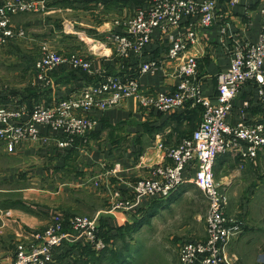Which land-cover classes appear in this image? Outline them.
Returning a JSON list of instances; mask_svg holds the SVG:
<instances>
[{
    "label": "crops",
    "instance_id": "1",
    "mask_svg": "<svg viewBox=\"0 0 264 264\" xmlns=\"http://www.w3.org/2000/svg\"><path fill=\"white\" fill-rule=\"evenodd\" d=\"M145 2L47 0L44 12L13 16V26L25 29L29 37L0 46V107L25 106L22 119L27 120L36 105L52 106L77 95L95 84L100 73H125L137 69L141 61L150 60L161 61L162 69L144 74L140 78L141 88L153 94L176 90L179 63L166 58L168 43L160 32L154 34L140 61L136 57L122 60L115 55L110 36L119 28L114 21L132 17ZM218 2L226 18L212 27L198 28L197 41L187 51V55L198 60L202 95L212 102L217 98L218 74L230 67L232 47L245 40L257 42L263 22L264 0H238L235 5L232 0ZM223 25L227 27L225 34L221 32ZM186 32L183 29L181 35ZM72 36L87 40L86 48L91 53L81 55L92 61L95 72L76 71L64 64L48 72L50 84L44 85L36 69L40 43L60 37L72 40ZM55 50L62 54L71 52L67 47L55 46ZM203 112L204 108L193 102L160 112L142 107L137 97H130L118 107L85 114L96 122L87 141L78 138L73 145L62 147L56 141L63 139L61 131L45 125L38 128L42 135L54 139L49 143L25 142L9 151L8 143L0 140V264H12L17 243L30 242L29 231L45 229L57 213L97 218L112 236L108 248L101 252L82 240L70 239L57 250L51 264H104V253L119 235L135 228V222L148 211L165 217L176 208V204L168 205L177 201L178 192L195 184L188 181L168 199L144 198L130 210L115 206L131 195L139 180L150 176L153 166L169 162L166 151L193 133ZM227 122L232 126L264 123V104L255 85L241 87ZM214 172L228 198L227 214L245 220L254 218L229 244L228 253L236 264H258L264 259V203L258 199L248 205L242 202V196L254 193L264 197V151L253 161L240 158L236 152L222 154L216 160ZM192 176L185 174L186 178ZM162 207L168 209L161 210ZM202 233L204 238L205 227Z\"/></svg>",
    "mask_w": 264,
    "mask_h": 264
},
{
    "label": "built area",
    "instance_id": "2",
    "mask_svg": "<svg viewBox=\"0 0 264 264\" xmlns=\"http://www.w3.org/2000/svg\"><path fill=\"white\" fill-rule=\"evenodd\" d=\"M238 0H232V5ZM47 0H5L0 6V46L17 38H28L25 29L13 26V16L26 12H44ZM259 40L255 43H235L230 51V67L218 74L216 102L202 95V80L196 57L187 55L198 38V28H209L226 18L218 0H146L129 18L116 20L120 30L111 40L118 50V58L139 61L158 31L168 43L166 58L178 61L176 76L179 84L172 92L150 93L140 85V78L162 69L158 60L141 61L135 70L120 74L100 73L98 81L85 87L74 97L55 105H36L27 120H23L26 107L17 109L0 107V140L8 143L9 151L25 142H45L49 137L40 133L38 126L45 125L61 131L68 139L60 146L73 145L76 137L87 141L96 124L85 116L75 117L74 112L85 114L94 109L106 110L120 106L124 100L137 97L140 105L160 112H169L193 102L204 108L203 118L193 133L166 151L168 163L153 166L150 176L138 181L131 195L118 201L116 207L130 210L144 198L167 199L185 183L192 181L209 199L205 220L206 239L184 242L180 247V264H234L228 255V246L247 228L243 217L226 212L228 198L215 177L217 158L236 152L244 160L253 161L264 151V123L232 126L227 117L233 101L243 85L257 87L264 104V3ZM185 29V35L181 31ZM223 25L221 32L226 33ZM67 64L78 71L94 73L92 61L62 55L47 44L41 46L36 62L38 79L50 84L48 72ZM194 172V174H193ZM193 175L185 177V174ZM31 247L19 246L12 264H51L57 250L71 240H82L96 252L108 248L105 228L97 218L73 217L57 213L47 229L34 237Z\"/></svg>",
    "mask_w": 264,
    "mask_h": 264
},
{
    "label": "rangeland",
    "instance_id": "3",
    "mask_svg": "<svg viewBox=\"0 0 264 264\" xmlns=\"http://www.w3.org/2000/svg\"><path fill=\"white\" fill-rule=\"evenodd\" d=\"M93 7L94 5L90 8ZM95 14L97 13L95 12ZM95 17L96 16H94V19ZM85 20L86 19H84V22H87ZM116 20L114 21V23L116 22ZM114 33H116V31H113L112 34ZM85 37L86 36H83L82 38L85 39ZM53 40L54 39H51L50 40L51 42L42 41L40 43V47L38 48L40 49L43 44H47L53 49H55V46L67 47V49L71 52L67 54L61 53L62 55H68V57L69 55L76 57L78 56L81 59L91 61L89 58H86L83 55H81L82 53L83 54L91 53L87 51L86 47H88V42H86L87 41L86 39L85 41V40H81V37L79 38L77 36H72V40H64L62 37L58 38L55 41ZM113 45L115 47L114 43ZM80 47L83 48L85 47V48L82 49ZM21 49L33 51V49H26L25 47H21ZM114 51H115V55L119 56L118 50L115 49ZM57 52L60 54L59 51ZM74 114L75 117L77 118L85 116V113L82 111H76L74 112ZM78 138L80 139L81 137H76L73 142H76ZM52 140L54 139L49 138L48 141L42 143L46 144ZM65 140L67 141L68 139L67 138L65 139L63 137V139L56 141L58 142V144H60V142H64ZM178 195L179 198L177 199V201H171L170 204L168 205V207L169 206L173 207V205L176 204V208H174V210L172 211L170 210L171 212L166 214L165 217L163 216L159 217L160 216L159 213L158 214L155 213L154 215H151L153 210L148 211L144 217H140L138 219L139 225L137 227L134 225L135 228L131 227L129 229V232L119 235L118 236L119 239L116 238L115 241L112 243L113 244L112 248H109L104 253L103 263L104 264H180V247L184 242L206 239V236L203 238L204 234L202 233V231L204 230L205 220L208 215L209 199L207 195L199 187H197L196 184H193L189 188L188 187L185 189L182 188V190L178 192ZM258 199L259 202L264 203V197L260 198L258 196H255L254 193L250 195L247 194L242 196V202L248 205L258 202ZM168 207H162L161 210H166L168 209ZM159 208H161V204L158 205V209ZM67 215H71L73 217H88L92 219L94 218L85 214H67ZM253 220H254L253 217L246 220L244 219L247 226L250 223V221ZM47 227L43 230L29 231L30 232L29 236L31 239L30 242L26 243L23 241H19L17 243L16 250L18 249L19 246L31 247L35 241L34 239L35 235L44 232L47 229ZM261 254H262L261 258L263 259L264 250L261 252ZM230 258L232 259L234 264H236L234 258L232 256H230ZM258 264H264V259L261 260V262H259Z\"/></svg>",
    "mask_w": 264,
    "mask_h": 264
},
{
    "label": "trees",
    "instance_id": "4",
    "mask_svg": "<svg viewBox=\"0 0 264 264\" xmlns=\"http://www.w3.org/2000/svg\"><path fill=\"white\" fill-rule=\"evenodd\" d=\"M2 5V2H0V6ZM102 225V224H101ZM139 225V220H137L136 222H135V226L137 227ZM103 227H104V225H103ZM105 228V227H104ZM105 233L107 234V237H108V240H111V232H110V230H108V229H106L105 228Z\"/></svg>",
    "mask_w": 264,
    "mask_h": 264
}]
</instances>
